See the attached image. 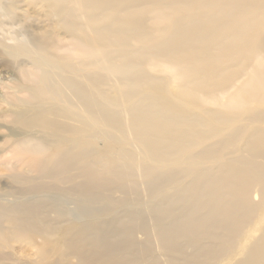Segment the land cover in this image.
Instances as JSON below:
<instances>
[{"label": "rangeland", "instance_id": "374dc122", "mask_svg": "<svg viewBox=\"0 0 264 264\" xmlns=\"http://www.w3.org/2000/svg\"><path fill=\"white\" fill-rule=\"evenodd\" d=\"M78 21L87 23L84 18ZM77 36L80 34L71 30L59 15L50 12L43 0H0V107L13 106L17 110L27 105L42 107L46 97L56 103L54 113L69 119L60 135L49 136L50 142L45 144L37 134L23 148L38 158L53 154L58 148H67L78 138L82 150L96 160L95 170L102 173L100 179L86 186V190L94 191L91 204L100 209L97 218L104 221L100 231L106 234L103 237L99 233L78 243L85 248V256H92L89 264H264V186L261 185L264 176L257 179L255 171H245L247 166L243 165L247 139L264 130V122L252 118L258 112L264 121V103L248 101L241 106H222L207 101L201 91L193 97L189 89L173 82L172 73L159 66L151 67L147 60L141 61L140 73L151 79L147 82L150 89L134 92L135 96L127 98L122 90L136 86L129 80L131 76L117 73L103 60H92L78 53ZM141 42H135L132 47H139ZM36 60H48L50 64L39 68L32 65ZM53 65H58L60 70ZM241 79L244 82L248 77L243 75ZM44 82L56 84L52 92L36 90ZM59 82L71 86V92L64 91L66 95L61 103L51 99L55 98ZM74 84L78 88H73ZM77 95L81 104L75 100ZM147 103L171 107L189 121L166 122L157 115L158 107L134 111ZM171 111L167 113L171 115ZM210 111L235 120L222 122L212 118ZM136 117L141 121L135 123ZM75 120L80 129L78 137L71 132ZM146 120L153 126L148 131L153 132L154 138L157 136L147 142L156 148L151 152L135 137ZM235 132L237 135L233 137ZM263 149L261 146L259 150ZM15 153L7 154V159L15 158ZM119 154L126 161L134 159L144 169L137 171L108 163L113 155ZM249 157L250 162L259 160ZM25 168L2 166L0 184L16 172L28 175ZM118 171H128L131 178H117ZM153 181L157 183L156 189L150 187ZM129 190L133 192L131 198L146 199L135 205L128 197ZM81 195L82 199L91 196L87 192ZM70 208L76 209L75 205ZM140 210H145L143 219L148 222L149 233L141 230L139 220L135 219V212ZM157 215V230L160 224L166 226L181 220L192 232H180L167 243L156 241ZM71 219L66 213L67 222L60 224V229L71 225ZM135 222L139 228L132 227L137 226ZM52 241L33 237L32 242L14 244L16 250L21 247L20 256L15 258L21 263L32 258L35 264H41L38 250L43 249L48 257L42 264H53L56 259L52 256ZM111 246L118 248L112 250ZM3 252L13 255L10 247ZM109 253L113 256L109 257ZM69 256L59 257L57 262L78 264L74 256ZM16 260L8 262L15 264Z\"/></svg>", "mask_w": 264, "mask_h": 264}, {"label": "bare ground", "instance_id": "6f19581e", "mask_svg": "<svg viewBox=\"0 0 264 264\" xmlns=\"http://www.w3.org/2000/svg\"><path fill=\"white\" fill-rule=\"evenodd\" d=\"M43 1L50 12L59 15L71 30L80 34L76 41L78 53L89 56V59L103 60L109 68L116 69L117 73L131 76L129 80L132 84L135 82L136 86L122 90L123 96L127 98L150 89L147 82L151 79L140 73L143 71L140 69L143 65L141 61L147 60L151 67L159 66L172 73L173 82L189 89L193 97L201 91L207 101L218 102L222 106H241L248 101L264 103V0ZM79 18L86 19L87 23L81 24ZM139 41H142V44L133 48L132 45ZM119 60L125 61L119 63ZM44 64L50 63L48 60H36L32 65L42 68ZM53 66L60 70L58 65ZM243 75L248 79L241 82ZM54 85L56 84L40 83L36 90L40 93L52 92ZM73 88L78 86L74 84ZM64 91L71 92V86L66 82L57 83V93L55 98L51 99L64 102ZM227 95V99L223 100ZM43 100L45 102L42 107L27 105L21 106L19 110L13 106L0 107V168L9 164L13 167L20 165L26 167L25 170L29 172L28 175L24 174L25 172L10 174L7 180L0 184V264H12L9 262L16 260L15 255L19 257L18 252L21 251V247L16 250L14 244L32 242L33 237L46 241L54 240L52 256L56 260L53 264H59V259L68 257L69 254L78 260V264H89L92 256H85V248L78 243L103 233L100 226L104 221L97 218L101 212L91 204L95 197L92 196L94 191L86 190V186L92 184L95 179H100L102 173L95 170L96 160L89 158L88 152L82 150L78 138L67 148H58L55 153L38 158L23 148V145L29 144L37 134L45 144L50 142L49 136L60 135L64 124L69 121L52 111L53 105H56L54 101L49 102L46 97ZM75 100L79 104L82 103L78 95ZM153 107H158L157 115L166 122L189 121L180 112H174L171 107L153 103L140 104L134 111H148ZM169 109L172 110L171 115L167 113ZM209 115L226 123L235 120L226 115L218 116L214 111H210ZM8 117L13 118L9 120ZM252 118L264 122L258 112ZM139 119L136 117L135 123H138ZM152 128L151 121L146 120L135 135L150 152L156 148L148 146L147 142L157 138L156 135L154 138L153 132L148 131ZM79 131L78 122L75 120L71 132L78 137ZM235 135L237 132L233 137ZM245 146L247 158L243 165L247 166V169L244 170H254L256 178L260 179L264 176V161H261L264 160V149L259 150L264 146V130L250 136ZM20 148H23L20 153H15ZM11 153H15L16 157L7 159L6 155ZM113 156V160L108 162L111 165L119 168L129 167L137 171L144 169L134 159L126 161L122 154ZM249 156L259 160L250 162ZM116 176L119 179L131 178L128 171H118ZM142 176L143 171L139 177ZM150 187L156 189V181L151 182ZM249 189L246 190L247 193ZM84 192L91 196L82 199L81 194ZM128 192V197L136 203L135 205L146 199L140 196L131 198L133 192ZM181 196L182 199L186 197L184 194ZM130 204L128 206L131 207ZM70 205H75L76 209L70 208ZM66 213L72 217L69 221L71 225L60 229L59 225L67 222L64 220ZM144 214L145 210L135 212V219L139 220L140 229L149 233L148 222L143 219ZM155 221H159L158 215ZM132 227H138V223ZM159 227L157 230V222L154 226V239L163 243L170 242L171 238L180 232H192L181 220H174L166 226L160 224ZM105 235L103 233L101 236ZM9 247L14 256L3 252L4 248ZM116 248L118 247L111 246L112 250ZM38 251L41 255L38 262L42 264L48 256L45 250ZM108 256L113 255L109 253ZM16 261L15 264H35L32 258L25 260V263Z\"/></svg>", "mask_w": 264, "mask_h": 264}]
</instances>
